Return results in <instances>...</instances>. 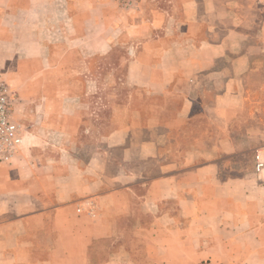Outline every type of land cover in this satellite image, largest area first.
<instances>
[{
	"label": "crops",
	"instance_id": "obj_1",
	"mask_svg": "<svg viewBox=\"0 0 264 264\" xmlns=\"http://www.w3.org/2000/svg\"><path fill=\"white\" fill-rule=\"evenodd\" d=\"M0 75L14 111L43 95L0 166V264H264V0H0Z\"/></svg>",
	"mask_w": 264,
	"mask_h": 264
},
{
	"label": "rangeland",
	"instance_id": "obj_2",
	"mask_svg": "<svg viewBox=\"0 0 264 264\" xmlns=\"http://www.w3.org/2000/svg\"><path fill=\"white\" fill-rule=\"evenodd\" d=\"M118 77L121 79V75H118ZM116 76V84L109 82V85H106L107 82V78H103L100 80H103L102 84L104 85H98V88H95L93 85L92 86V91L90 92L89 89V85L88 87L86 86V90L84 91L85 97L84 99H88L90 98V96H92L93 101L98 102V109L100 111H107V107L105 106L106 103L108 102H112L114 100H119L122 99V92L124 94L130 92V89H126L124 88L122 85L117 84L118 83V78ZM0 78L3 80L4 78L1 77ZM109 80H112L111 77L109 78ZM6 81V80H4ZM37 81V80H36ZM7 83H9L8 81H6ZM24 84L26 81H23ZM120 82V80H119ZM35 85H21V94L20 92L17 90L18 85L12 86V88L14 89V99L16 100V104L17 102L21 101V105H23V109H21V107L19 106L18 109H16L14 111L13 109V115L15 120L20 123L27 131V135H26V140L27 139H31L32 138V131H31V127L30 124L32 123L28 118H27V114H30V110H33L34 115H41L43 108L42 106L37 107V106H33V105H28L29 101H33L35 98H42V91H41V85H39V89L35 90L32 89V87H34ZM121 93V94H120ZM50 96L52 97H58V90H54ZM81 107V106H80ZM81 111L83 113H89L88 109L83 106L82 108H80ZM79 109V110H80ZM51 113L57 115L58 114V110L54 108L53 111H51ZM30 134V135H29ZM48 137V141H49V145L50 148L52 150H57L62 144H66V145H70L69 142H64L62 140V138L57 137L56 134H51V135H47ZM230 159H227V166L224 169V171H222V175H226V176H233L236 173H240L241 174H250V167H251V163H250V159L246 156V155H242V156H237L236 158H234L233 162L229 161ZM235 163V164H233ZM240 171V172H238ZM252 171V170H251Z\"/></svg>",
	"mask_w": 264,
	"mask_h": 264
},
{
	"label": "built area",
	"instance_id": "obj_3",
	"mask_svg": "<svg viewBox=\"0 0 264 264\" xmlns=\"http://www.w3.org/2000/svg\"><path fill=\"white\" fill-rule=\"evenodd\" d=\"M122 1L130 3V0ZM12 101V91L0 79V166L11 164L21 153L27 135L26 129L14 119ZM253 168L257 175L264 178V145L254 155Z\"/></svg>",
	"mask_w": 264,
	"mask_h": 264
}]
</instances>
